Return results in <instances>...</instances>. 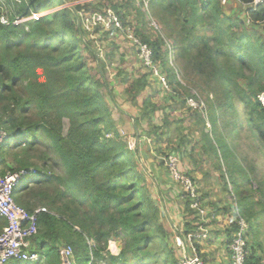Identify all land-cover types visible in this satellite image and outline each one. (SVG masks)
Returning <instances> with one entry per match:
<instances>
[{
	"label": "trees",
	"instance_id": "trees-1",
	"mask_svg": "<svg viewBox=\"0 0 264 264\" xmlns=\"http://www.w3.org/2000/svg\"><path fill=\"white\" fill-rule=\"evenodd\" d=\"M61 1L19 0L15 3L0 0V10L5 9L4 17L0 16V21L5 19V23L0 22V130L10 136L9 143L0 152V175L28 168L36 170L37 175L33 177H37V181L32 184L31 180L30 186L21 183L13 196L28 213H34L35 203L39 204L40 199L45 200L51 191L54 192L47 206L36 208L44 210L36 214V234L32 238V249L41 257L36 264H60L59 248L66 245L74 251L75 244L86 245L82 252H76V264H97L101 247L97 244L96 250L93 245L90 247L87 243L90 238L85 233L93 234L97 240L103 235L107 237V233L109 238L122 240L124 248L118 256L113 258L110 254L108 258L111 264L116 260L119 264H127L125 252L132 255L131 259L142 262L151 254L161 257L163 253L158 249L150 250L154 239L166 246L164 232L157 223L160 210L150 199L144 198H148L149 191L134 157L137 149L133 152L124 144L99 92L107 85L105 67L93 47L83 41V31L78 27L81 20L65 6L48 16L28 20ZM256 1L234 0L229 12L220 0H150L148 5L152 19L167 30L166 36L183 62V70H192L206 85L203 90L208 101L204 110L206 119L199 108L194 109L204 125L205 120L212 124L210 136L204 134V139L214 156L225 150L217 139L216 128L218 117L225 113L232 120L239 119L242 113L252 140L264 150V109L257 101V96L264 92V0L255 5ZM101 2L112 6L110 0L91 1L76 6L75 11L83 9L82 16L87 17L88 8ZM236 6L243 8L245 17L238 15ZM139 17L143 21V13ZM20 19L25 20L15 23ZM201 30L208 34L200 36ZM153 34L155 39L141 32L139 40L151 49L152 62L162 64L160 73L165 74L162 68L167 66L166 70L176 76L175 67L166 65L169 61L164 37L158 31L153 30ZM82 52L97 63V69L88 66ZM143 79L133 83L123 80V90L133 106H138V97L145 93L147 82ZM174 81V77L170 80L167 75L169 86ZM174 95L182 104L188 99L197 103L203 101L191 84ZM148 103L144 97L140 116L134 120L136 124L140 117L148 118L154 111L153 106L147 108ZM28 115L36 119L32 121ZM13 150L21 151L25 158L29 154L31 158L20 162L15 158L11 160ZM45 151L49 154H44ZM8 153L11 156H7ZM29 159L39 162L42 168L29 166ZM243 172L244 169H240L238 176L244 183L237 185V176L229 172L230 183L235 184L238 207L249 226L246 264H260L261 257L257 253H262L261 244L256 241L257 232L251 233V226L252 229L258 227L261 219L256 206L261 207L263 203L264 178L256 175L253 169ZM255 175L260 179L257 188L251 180ZM65 197L70 203L77 198L83 204L90 202L96 206L103 217L100 224L108 223V230L100 234L92 232L86 219L76 216L71 208L64 207L66 211L59 210V214L56 209L52 212L53 206H63ZM111 208L118 212V219L112 217ZM253 217L256 219L252 221ZM5 226L6 221L0 218V233ZM154 230L158 236L152 238L150 234ZM124 233L129 236L125 237ZM194 234L199 233L194 231ZM70 236H76V241L70 240ZM9 264L29 263L15 260ZM171 264H176L175 260Z\"/></svg>",
	"mask_w": 264,
	"mask_h": 264
},
{
	"label": "rangeland",
	"instance_id": "rangeland-1",
	"mask_svg": "<svg viewBox=\"0 0 264 264\" xmlns=\"http://www.w3.org/2000/svg\"><path fill=\"white\" fill-rule=\"evenodd\" d=\"M13 1L19 3V0ZM91 1L99 0H62L60 3H54L48 9H42L37 15L33 14L28 20H35L39 16H48L57 12L62 6L70 8L75 17L81 20L79 27L83 31V41L93 47L96 57L105 67L107 85L105 88H100L99 92L111 111L115 128L124 144L133 152L137 149L134 152V157L139 165V172L146 189L149 191L148 198H144L150 199L155 208L160 210V214L157 215V223L162 228L164 232L162 237L166 241V246H163L154 239L150 250L155 252L158 249L163 254L161 257L151 254L149 257L144 258L143 262L131 259L130 256L132 255L125 252L127 264H150V262H152L151 264H171L174 260L177 264V258L180 257L181 252L180 248L176 246V239L179 237L180 243L185 248H189L190 243L187 241L186 236L194 234V231L199 233L194 235H198L199 238L193 240L191 244L198 259L201 264L207 262L212 264L213 261L211 260L214 259L212 256H218L220 244L223 245L224 240L226 245L230 232L235 228L236 215L243 217L238 207L239 197L235 192V184L230 183L229 172H232V176H237V185L244 183L243 179L241 180L238 176L240 169H244L243 173H249L250 169H253L256 175L264 178V150L259 143L257 144L256 141L252 140L245 116L242 113L239 119L235 120L230 119L228 114L225 113L222 114L224 116L218 117L216 123L217 139L225 146V150L219 151L214 156L213 151L204 139V134L210 136L211 122L205 120L204 125L203 120L198 118L195 113L198 111L192 108L195 106L193 103L197 104L195 100L191 99V103L188 100V103L182 104L180 99L174 95L175 92H180V89L184 87L189 88L190 84L194 86L203 100L201 101L203 105L199 108L200 114L206 119L204 110L208 101L206 93L203 91L206 89V85L200 77L192 73V70H189L190 72L183 70V62L181 63L178 53L176 55L173 48L174 45L171 47V40L169 41V37L166 36L167 30L162 28L159 22L157 23L160 26L152 19L151 7H143L141 0H110L112 6L106 4V2H101L96 6L89 7V14L86 17L87 20H85L82 16L83 9L76 12L75 8ZM234 4V0H228L225 4L226 12H229L230 6L233 7ZM104 5H106L105 10ZM94 8H96V11H93ZM234 9L238 11L239 16L245 17L242 7L236 6ZM0 11V16L4 17L5 9L2 8ZM140 13H143V21L139 17ZM97 15L102 16L104 19L103 23L100 22L98 25L99 28L93 26L96 23ZM57 18L60 19L59 16ZM23 20L25 19H20V21ZM153 30L160 32L161 36L164 37L167 50L166 59L169 61L166 65L175 67L176 76L171 70H166L167 66L162 68L165 74L160 73L159 66L161 63L151 62L150 66H146L141 60L139 47L133 39L140 41L141 32L155 39L156 36L153 34ZM238 31L241 30L238 29ZM207 34L206 30L199 32L200 36ZM80 37L82 38V36ZM81 56L85 57L89 67L97 69V63L90 57H86L87 55L84 52ZM219 60L223 64L222 59ZM151 67L157 68L158 75L153 74ZM246 74L248 75V73ZM167 75L170 76V80L171 77H174L175 80L170 86L167 82ZM160 77L165 78V82H160ZM143 78L147 82L144 87L145 93L138 97V106H133L131 99L123 90V80L133 83ZM144 97L149 102L147 108L151 109L153 106L154 111L148 118L142 119L140 117V120L138 118L139 122L136 124L134 120L140 116V104ZM28 117L32 121L36 119L34 115H28ZM135 135L138 136L137 143L135 142ZM44 154H49V152L45 151ZM9 155L11 156V153L7 154V156ZM13 155L11 160L15 158L19 162L31 158L29 154L25 158L19 150H13ZM169 157L176 159V163L173 165L184 180L188 178L195 182L197 188L195 187L194 197H190L186 193L187 190L171 178L165 166V162ZM27 163L31 164L29 166L37 165L42 168V165L35 160L29 159ZM8 166L12 167L13 164ZM16 166L17 163L12 169ZM256 175L251 176L254 188L260 186V179ZM36 181L37 177H33L32 184ZM53 197L54 192L51 191L45 200L40 199L39 204L35 203L34 211L38 207L42 208L40 205L47 206L46 202H49ZM262 202L261 207L260 205L256 206V210L260 209L261 212V219L258 220L259 226L253 229V226H251V233L254 230L257 232L256 241L261 244L259 247L264 253V198ZM62 205V207L59 205L53 206L51 211L55 212L54 209H56L57 213L59 210L65 212L64 207L71 208L75 211L76 216L81 215L86 219V223L91 225L92 232L100 234L108 230L109 224L106 222L108 225L104 224L102 226L100 224L103 217L97 212V207L90 202L83 204L82 200L75 198L74 202L70 203L68 198L65 197ZM162 208L166 210L167 216L161 211ZM110 213H112V217L119 218L118 212L114 208L110 209ZM168 219H170L171 224ZM255 219L256 217H253L252 221ZM76 227L79 228V226ZM85 234L92 239V241L90 239L87 241L90 242V247L93 245L95 250L97 245L101 247L97 264H111V262H108L110 254L113 258L117 257L124 248V243L120 238H109L108 233L107 237L103 235L100 240H97L91 233ZM150 235L153 238L158 236V233L154 230ZM202 235L205 236L202 237ZM124 236L129 235L124 233ZM72 239L76 241V236H70V240ZM216 242H218V247H215ZM85 247L84 244H75L73 247L76 250H74V254L82 252ZM200 253L207 255V257L202 258ZM155 256L156 259H154ZM155 260L156 263H153ZM115 264H119V261L116 260ZM260 264H264V259L261 260Z\"/></svg>",
	"mask_w": 264,
	"mask_h": 264
},
{
	"label": "built area",
	"instance_id": "built-area-1",
	"mask_svg": "<svg viewBox=\"0 0 264 264\" xmlns=\"http://www.w3.org/2000/svg\"><path fill=\"white\" fill-rule=\"evenodd\" d=\"M262 1L263 0L256 1L255 5L262 3ZM141 2L143 7H148L150 0H141ZM227 2L228 0H220L221 5H225ZM84 18L87 20L86 17ZM103 21V17L97 15L96 23L93 24V26H98L100 22L103 23ZM0 22L5 23V19L1 18ZM19 22L21 21H15V23ZM115 24L117 23L115 22ZM96 28H99V26ZM133 41L139 47L141 60L146 66H150L152 62L151 49L140 41L135 39H133ZM151 68L153 74L158 75L157 68ZM159 80L160 82H165V78L160 77ZM188 100L191 103L193 99ZM257 101L264 109V92H261L257 96ZM193 104L195 106L192 108H200V106L203 105L201 102ZM9 140L10 136L0 130V152L2 147L9 143ZM174 163H176V159L171 157L165 162V166L167 167L171 178L176 182H179L180 186L187 190L186 193L190 197H194L197 188L195 182H192L188 178L184 180L175 169L173 165ZM36 175L37 172L33 168L24 169L15 173L6 172L4 175H0V218L6 221V226L0 233V264H9L15 260L29 264H36L41 261L40 255L32 249V238L36 234V214L40 211L43 212L44 210L41 209L34 211V213H28L13 199L15 189L23 182H26V186H30L32 180L31 177ZM234 224L236 229L231 233V239L227 245L229 262L230 264H246V258L248 256L247 234L249 226L240 215H236ZM194 235L195 234H188L186 236L187 241L190 243L189 248H185L183 244L180 243L179 237L176 239V246L177 248H180L181 252L180 257L177 258V264H201L191 244L193 240L199 238L198 235ZM204 236L205 235H202V237ZM87 243L90 244V242ZM58 254L60 264H76L74 260L75 254L70 246H61L58 250Z\"/></svg>",
	"mask_w": 264,
	"mask_h": 264
},
{
	"label": "crops",
	"instance_id": "crops-1",
	"mask_svg": "<svg viewBox=\"0 0 264 264\" xmlns=\"http://www.w3.org/2000/svg\"><path fill=\"white\" fill-rule=\"evenodd\" d=\"M217 243L218 242H216V246L215 247H218L217 246L218 245ZM224 245L225 244H224V240H223V245L220 244V246H219L220 248H219V254H218V256H216V257L214 255L212 256V257H214V259L211 260V261H213L212 264H221V263L222 264H230V262H229V255L227 257V254H228L227 246L226 245L224 246ZM202 250H203V248H202ZM258 254H260V255H258ZM257 255L261 257V260L264 259V255L261 252H258ZM200 256L202 258H206L207 257V255L202 254V253H200ZM206 264H209V262H207Z\"/></svg>",
	"mask_w": 264,
	"mask_h": 264
},
{
	"label": "water",
	"instance_id": "water-1",
	"mask_svg": "<svg viewBox=\"0 0 264 264\" xmlns=\"http://www.w3.org/2000/svg\"><path fill=\"white\" fill-rule=\"evenodd\" d=\"M79 27V26H78ZM135 131H136V133H137V130H136V128H135ZM135 142L137 143L138 142V136L137 135H135ZM161 211L165 214V216H167V214H166V210L165 209H161ZM168 222H171L170 221V219H168ZM171 224V223H170Z\"/></svg>",
	"mask_w": 264,
	"mask_h": 264
}]
</instances>
